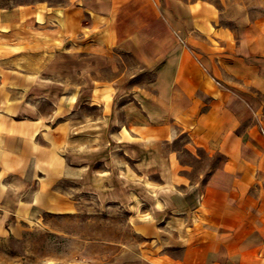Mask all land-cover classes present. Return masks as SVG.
<instances>
[{
  "label": "crops",
  "instance_id": "obj_1",
  "mask_svg": "<svg viewBox=\"0 0 264 264\" xmlns=\"http://www.w3.org/2000/svg\"><path fill=\"white\" fill-rule=\"evenodd\" d=\"M2 1L0 215L28 220L77 209L56 185L95 172L88 158L94 144L79 138L73 117L82 95L79 59L123 51L154 79L127 89L120 74L107 93L94 84L86 102L102 114L87 127L102 130L88 136L108 133L116 98L127 96L118 147L131 149L137 166L161 171L168 187L184 181L168 168L177 164L173 156L139 152L174 140L179 130L189 149L217 160L205 182L156 192L182 197V205L134 209L132 226L149 244L148 261L264 264V10L234 17L230 28L208 0ZM31 183L37 188L28 193Z\"/></svg>",
  "mask_w": 264,
  "mask_h": 264
},
{
  "label": "rangeland",
  "instance_id": "obj_2",
  "mask_svg": "<svg viewBox=\"0 0 264 264\" xmlns=\"http://www.w3.org/2000/svg\"><path fill=\"white\" fill-rule=\"evenodd\" d=\"M33 1L37 0H3L2 3ZM46 1L68 3V0ZM208 1L220 13V23L230 28L236 27L234 17L246 11L255 16L264 10L261 0ZM176 37L180 40L178 35ZM79 66L82 95L73 117L79 124V138H89L88 142L92 139L94 149L90 150L88 158L92 160L90 169L93 167L95 172L92 174L89 170V174H79L74 180L65 178L56 185V190L76 202L74 212L40 211L28 220L12 218L10 214L0 215V264H151L146 250L149 244L132 226L134 209L143 207L148 213L152 206L182 205V197L167 198L156 192L195 187L205 182L217 164L216 158L204 151L189 149L186 145L190 138L179 130L174 140L160 141L153 146L155 150L143 148L139 152L142 155L157 153L160 158L173 156L178 160L177 164L168 168H174L184 181L168 187L161 171L137 166L132 158L134 152L118 147V128L127 120V96L121 100L116 98V117L114 123L106 126L108 133H96L93 138L88 136L87 131L102 130L87 127L89 117L97 120L102 114L101 107L86 102L94 84L98 93H107L113 91L111 82L120 74L123 76L121 86L128 89L148 85L154 79V73L142 68L135 55L123 51L95 55L88 62L80 58ZM88 67L93 69L88 71ZM124 134L126 139L132 140L129 132L124 130ZM103 139H106L105 148H101ZM82 146L79 147L82 154H79L78 162L87 157ZM29 186L28 193L37 188L36 183Z\"/></svg>",
  "mask_w": 264,
  "mask_h": 264
},
{
  "label": "bare ground",
  "instance_id": "obj_3",
  "mask_svg": "<svg viewBox=\"0 0 264 264\" xmlns=\"http://www.w3.org/2000/svg\"><path fill=\"white\" fill-rule=\"evenodd\" d=\"M46 184H44V187H43V189L44 190H46ZM51 209H52V211H57V210H55V208L54 207H51ZM60 212H62L63 210H59ZM66 211H69V212H74V209H72V208H69V209H67Z\"/></svg>",
  "mask_w": 264,
  "mask_h": 264
}]
</instances>
